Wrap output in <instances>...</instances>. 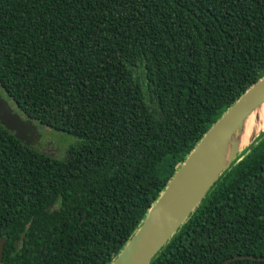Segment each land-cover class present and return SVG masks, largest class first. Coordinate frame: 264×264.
<instances>
[{
    "label": "trees",
    "instance_id": "trees-1",
    "mask_svg": "<svg viewBox=\"0 0 264 264\" xmlns=\"http://www.w3.org/2000/svg\"><path fill=\"white\" fill-rule=\"evenodd\" d=\"M263 75L264 0H0V94L78 138L58 159L0 124V264H110ZM237 159L148 264L264 256V130Z\"/></svg>",
    "mask_w": 264,
    "mask_h": 264
},
{
    "label": "water",
    "instance_id": "water-1",
    "mask_svg": "<svg viewBox=\"0 0 264 264\" xmlns=\"http://www.w3.org/2000/svg\"><path fill=\"white\" fill-rule=\"evenodd\" d=\"M263 100L264 75L246 89L202 135L149 207L136 231L110 264L150 262L200 204L222 172L237 161L241 151L264 130L263 127L255 132L246 145L235 147L227 159L223 160L221 151L226 137ZM0 124L11 131L24 145L33 148L38 144L36 126L38 123L14 111L2 94H0ZM3 242L4 238H1L0 262ZM15 245L17 246V242ZM234 259L264 260V256L239 255L228 258L220 264Z\"/></svg>",
    "mask_w": 264,
    "mask_h": 264
},
{
    "label": "bare ground",
    "instance_id": "bare-ground-1",
    "mask_svg": "<svg viewBox=\"0 0 264 264\" xmlns=\"http://www.w3.org/2000/svg\"><path fill=\"white\" fill-rule=\"evenodd\" d=\"M264 127V100L254 107L226 137L221 155L225 161L235 147L246 145L252 135Z\"/></svg>",
    "mask_w": 264,
    "mask_h": 264
},
{
    "label": "rangeland",
    "instance_id": "rangeland-1",
    "mask_svg": "<svg viewBox=\"0 0 264 264\" xmlns=\"http://www.w3.org/2000/svg\"><path fill=\"white\" fill-rule=\"evenodd\" d=\"M36 126L38 144L35 148L54 158H63L67 149L78 141L77 137L66 131L55 130L41 124H36Z\"/></svg>",
    "mask_w": 264,
    "mask_h": 264
}]
</instances>
